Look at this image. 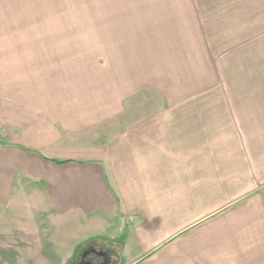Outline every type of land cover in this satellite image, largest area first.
<instances>
[{
	"label": "crops",
	"instance_id": "0c3cea01",
	"mask_svg": "<svg viewBox=\"0 0 264 264\" xmlns=\"http://www.w3.org/2000/svg\"><path fill=\"white\" fill-rule=\"evenodd\" d=\"M212 61L216 88L167 94L161 105L123 102L156 86L160 61H126L121 73L104 61L94 91V65L76 61H60L53 91L8 86L0 208L33 187L58 217L6 221L16 239L0 263L61 264L47 259H61L66 239L85 230L109 231L101 241L116 253L103 242L84 253L117 264H264V61ZM112 79L123 97L112 96ZM31 222L46 226L33 246Z\"/></svg>",
	"mask_w": 264,
	"mask_h": 264
},
{
	"label": "rangeland",
	"instance_id": "374dc122",
	"mask_svg": "<svg viewBox=\"0 0 264 264\" xmlns=\"http://www.w3.org/2000/svg\"><path fill=\"white\" fill-rule=\"evenodd\" d=\"M216 54L218 61H264V0H0V95L8 86L16 93L53 91L60 61H76L80 68L93 64V91L102 82L99 65L104 61L120 73L126 61H160L156 86L144 87L123 102L168 104L167 94L204 85L216 88ZM165 61L173 66H163ZM175 73L186 74L185 80L174 78ZM8 74L13 80L7 82ZM117 80L112 79L110 87L112 96L120 98L126 91H119ZM32 191L0 208V251L16 239L8 236L6 221L58 217L42 210L40 195ZM32 223L24 225L31 246L38 229L46 228ZM76 234L66 239L64 256L48 262L78 264L91 244L102 242L108 254L116 253L110 247L115 242L101 241L109 231Z\"/></svg>",
	"mask_w": 264,
	"mask_h": 264
},
{
	"label": "flooded vegetation",
	"instance_id": "af4514ba",
	"mask_svg": "<svg viewBox=\"0 0 264 264\" xmlns=\"http://www.w3.org/2000/svg\"><path fill=\"white\" fill-rule=\"evenodd\" d=\"M85 254V255H84ZM91 257L90 259L86 260V258ZM101 259V261L99 260ZM98 261V262H97ZM114 263L111 258L105 253H93V252H85L81 257L78 264H112Z\"/></svg>",
	"mask_w": 264,
	"mask_h": 264
}]
</instances>
